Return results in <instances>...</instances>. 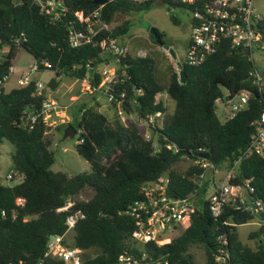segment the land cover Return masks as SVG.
I'll use <instances>...</instances> for the list:
<instances>
[{
	"label": "trees",
	"instance_id": "1",
	"mask_svg": "<svg viewBox=\"0 0 264 264\" xmlns=\"http://www.w3.org/2000/svg\"><path fill=\"white\" fill-rule=\"evenodd\" d=\"M157 2L168 9L190 12L197 7L176 0H114L102 7L93 5L92 0H0V80L9 74L12 61L22 50L40 64L39 71L44 70L43 63H48L47 71L54 72L55 77L64 75L80 82L88 76L90 85L97 88L101 83L98 67L113 63L111 56L103 54L99 42L125 37L132 22L126 19L102 30L94 38L96 45L72 47L69 33L85 32L95 22L108 27L118 16L147 12ZM47 10L57 17L46 13ZM95 12L97 18L93 17ZM79 14L90 23L80 21ZM255 29L264 42V16L256 21ZM154 31L156 36L149 33V39L162 47L163 34ZM135 54L129 51L119 60L117 82L110 92L113 100L109 101L113 116L100 113L97 104H82L78 118L66 125L77 129L75 151L88 163L89 173L71 176L52 172L53 140L43 117L32 128L21 125L24 112L39 113L45 102L42 92L35 96L33 80L0 93V144L6 141L14 148L10 155V181H18L11 186L0 182V214L5 213L0 217V264H64L55 255L44 257L50 236H65L63 244L79 249L83 264H117L120 256L137 259L142 254L147 261L194 264L189 250L195 246L204 249L205 264H212L222 234L227 236L231 264H264V244L258 232L249 235V239H258L253 248L240 242L237 235L241 225L256 219L264 222V213L236 212L227 207L222 218L216 220L207 209L205 186L189 226L177 237L165 244H140L131 239L134 219L125 211L134 201L144 198L142 187L167 176L170 196L191 195L203 171L194 164L201 155H208L207 162L221 172L238 161L232 182L245 187L248 201L264 202V157L251 155L240 159L251 142L252 124L264 109V91L253 85L249 74L254 64L247 54L230 48L224 41L198 67L181 61L180 70L186 82L180 83L178 74L172 71L166 86L156 79L155 61ZM49 87L55 89L57 81L52 79ZM224 90L231 96L241 91L250 96L244 110L221 122L214 104L218 98H227ZM164 95L174 102L170 115L166 114ZM119 110L127 124L121 121ZM157 113L162 115L161 123L151 128V137L146 140L138 120ZM173 147L178 151L174 152ZM183 160L190 161V165L180 171L177 165ZM86 188H91L93 195L85 201L76 200ZM18 198L23 199L22 207L15 206ZM69 202L72 206L67 211L58 212ZM76 211L84 219L66 234V217ZM221 221H230L234 226H222Z\"/></svg>",
	"mask_w": 264,
	"mask_h": 264
},
{
	"label": "built area",
	"instance_id": "2",
	"mask_svg": "<svg viewBox=\"0 0 264 264\" xmlns=\"http://www.w3.org/2000/svg\"><path fill=\"white\" fill-rule=\"evenodd\" d=\"M114 1V0H108ZM145 2L149 0H127ZM182 4L192 5L197 7L192 13V25L190 42L186 48V56L182 61L189 67H198L202 65L208 56L215 53L220 44L227 41L230 48L247 54V58L254 64L253 71L249 76L259 91H264V69L258 70L255 66L254 52L264 54V42L261 35L255 29V23L260 17L255 14L253 3L255 0H176ZM50 6L52 3H48ZM102 7V6H100ZM46 13L53 14L47 10ZM57 17V14H53ZM98 13L93 14L97 18ZM80 21L90 23L89 19H83L81 14L78 15ZM97 26V27H95ZM102 30H109L108 27L100 22L90 23L85 32L69 33V42L72 47H78L84 44L96 45L94 38ZM99 46L103 54L111 56V64H102L99 70L101 83L97 88L90 85V78L87 76L81 82L85 84L87 90L91 92L102 91L108 99L112 101V86L117 82V69L120 58H124L129 52V48L118 44L115 40L103 39L99 42ZM139 58H145L146 54L142 51H137L135 54ZM39 65L33 61V64L28 68V71L16 80L18 87L28 85L31 81V73L39 72ZM45 71L50 69L48 63L42 64ZM175 71L179 75V68L175 66ZM12 69L7 76L0 80V93L5 89V85L10 79ZM89 79V83L87 81ZM43 90L41 83H36L35 96H40ZM141 94V91L137 92ZM223 94L227 98H218L215 103L219 102L229 108L225 120L234 117L237 112L244 110L247 107L249 100V92L241 91L231 96L229 91L224 90ZM123 96V95H122ZM166 97V95H164ZM55 111V104L43 102L41 110L34 113L24 112V119L21 123L24 127L32 128L33 124L40 117L44 121L49 118L51 112ZM162 120V115L157 113L149 116L146 119H139L138 124L144 130L146 140L151 137V128L159 125ZM159 122V123H158ZM254 133L251 137V142L245 149L241 158H247L251 155L264 157V109L259 117L253 122ZM154 148L158 150V146L154 143ZM171 148V146H169ZM174 152L178 149L173 147ZM201 152V151H200ZM238 161H234L230 168L226 171H219L214 165L207 162L205 159L199 158L194 162L203 171L199 174L197 187L193 193L187 197L177 198L168 194L169 179L167 176L161 177L158 181L144 185L142 194L144 198L136 200L127 207L126 214L134 219L135 229L131 234V239L140 244H148L150 242L165 244L171 240H163L161 238L164 233H172L181 231L187 228L190 224L191 215L194 213L199 199L202 197L200 191L205 186V194L208 193L205 201L210 216L216 220H220L227 207L233 211H248L257 215L264 213V202H251L245 197L246 189L234 184V167ZM10 179V176H8ZM23 199L18 198L15 202L16 207H22ZM72 206V203H67L58 212L67 211ZM5 213L1 212L0 217H4ZM14 216V213H13ZM84 219V215L76 211L66 217L65 226L66 234L74 230L79 220ZM257 227L263 226L264 237V222L257 220ZM222 226H234L230 221H221ZM65 236H50L46 242V250L44 257L52 254L57 256L64 264H83L81 260V251L76 248H69L63 244ZM219 247L212 264H231L229 252L227 250V236L222 234L218 238ZM42 264V262L40 263ZM117 264H168L167 261L156 260L147 261L146 255L142 254L140 258H133L129 255L120 256Z\"/></svg>",
	"mask_w": 264,
	"mask_h": 264
},
{
	"label": "rangeland",
	"instance_id": "3",
	"mask_svg": "<svg viewBox=\"0 0 264 264\" xmlns=\"http://www.w3.org/2000/svg\"><path fill=\"white\" fill-rule=\"evenodd\" d=\"M53 6V5H51ZM253 9L256 15L260 18L264 16V0H255ZM176 20V23L171 18ZM129 19L132 22V27L129 34L118 40L119 44L127 46L129 51L136 53L142 51L146 56L151 57L155 61V76L160 84L167 85L170 73L175 71L176 63L184 60L186 56V48L191 35L192 13L182 8L168 9L161 2L155 3L147 12H139L131 17L118 16L109 29L121 24L124 20ZM97 27V26H95ZM150 30H157L163 34L164 45L159 47L151 43L149 39ZM164 46L171 47L176 55V59L172 60L167 51L163 50ZM105 55V54H104ZM255 66L258 70L264 69V54L254 52ZM33 64L32 58L24 51L20 50L12 61V68L15 75H12L5 85V90L9 91L15 87V80L18 75L22 76L28 71V68ZM98 67V71L100 70ZM176 72V71H175ZM19 76V77H20ZM52 79L57 81V87L51 89L49 84ZM31 80L35 83H41L43 86L42 93L45 95V101L55 104V111L51 112L46 124L49 127L48 135L53 140L50 150L54 155V163L51 166L52 172H64L74 176L82 173H89L90 167L88 163L77 155L75 145L77 138L73 140L62 141L64 129L68 123H72L74 118L79 116V108L82 104L87 107L97 104V110L100 113L112 117L113 113L110 108L107 96L97 90L91 92L81 81L77 79L60 75L55 77V73L51 71H39L31 73ZM89 83V79L87 84ZM18 87V86H17ZM165 102L166 114L170 115L174 109V102L163 96ZM215 113L221 122L225 121L229 108L221 103L214 104ZM121 121L128 123L127 118L123 116L121 110L118 111ZM130 119H134L131 117ZM161 121V120H160ZM142 128V127H141ZM78 133V132H77ZM76 133V136H77ZM14 148L11 144L3 141L0 144V182L5 186L17 184L18 181H10L13 177L10 176L12 165L10 155ZM190 165V161H181L177 167L180 171L185 170ZM10 176V179L8 178ZM208 192L204 199L209 195ZM93 195L91 188L84 189L75 199L78 201L88 200ZM257 219L253 222L237 227V235L240 242L249 247H255L258 239H249V235L253 232H258ZM180 231L162 234L163 240H171L177 237ZM260 240L264 244V237ZM194 264H205L206 258L202 247H192L189 250Z\"/></svg>",
	"mask_w": 264,
	"mask_h": 264
},
{
	"label": "water",
	"instance_id": "4",
	"mask_svg": "<svg viewBox=\"0 0 264 264\" xmlns=\"http://www.w3.org/2000/svg\"><path fill=\"white\" fill-rule=\"evenodd\" d=\"M108 2V0H92V4L93 5H96V6H104L106 5ZM152 36H156V33L154 30H150L149 32ZM163 50L167 51L170 58L172 60H175L176 59V55L173 51V49L171 47H168V46H164L163 47ZM176 66L178 68L181 67V64L178 62L176 63ZM179 81L180 83L184 84L186 82V77L184 76V73L182 70H180L179 72ZM76 133H77V129L74 128L73 126H67L65 129H64V132H63V136H62V141H65V140H73L75 137H76ZM201 159H205V160H208L209 156L208 155H201L200 156ZM263 233V226H261L258 230V235L261 236ZM186 259L188 260V256L186 255Z\"/></svg>",
	"mask_w": 264,
	"mask_h": 264
},
{
	"label": "crops",
	"instance_id": "5",
	"mask_svg": "<svg viewBox=\"0 0 264 264\" xmlns=\"http://www.w3.org/2000/svg\"><path fill=\"white\" fill-rule=\"evenodd\" d=\"M109 29V28H108ZM117 43H118V41H116ZM119 44V43H118ZM120 45H122V44H120ZM33 60V59H32ZM12 68V67H11ZM16 73L14 72V70L12 69V73H11V75L10 76H12V75H15ZM19 76L20 75H18L17 76V78H16V80L19 78ZM16 80H15V87H13V88H16L17 87V84H16Z\"/></svg>",
	"mask_w": 264,
	"mask_h": 264
},
{
	"label": "clouds",
	"instance_id": "6",
	"mask_svg": "<svg viewBox=\"0 0 264 264\" xmlns=\"http://www.w3.org/2000/svg\"><path fill=\"white\" fill-rule=\"evenodd\" d=\"M180 63V62H179ZM179 70H180V68H179ZM180 72V71H179ZM178 78H179V75H178ZM261 237V236H260Z\"/></svg>",
	"mask_w": 264,
	"mask_h": 264
}]
</instances>
